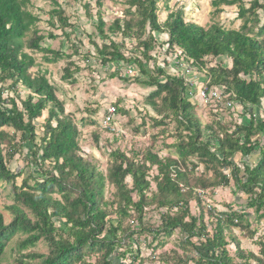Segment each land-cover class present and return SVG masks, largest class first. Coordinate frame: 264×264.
<instances>
[{
	"label": "trees",
	"instance_id": "1",
	"mask_svg": "<svg viewBox=\"0 0 264 264\" xmlns=\"http://www.w3.org/2000/svg\"><path fill=\"white\" fill-rule=\"evenodd\" d=\"M156 2L129 0V10L125 13L129 19L114 20L106 29L110 38L103 32L105 24L97 12L96 31L108 42L94 46V49L100 66L135 67L138 73L135 83L153 88L148 95L151 101L161 97L168 112L166 119L173 118L179 133L173 146L177 159L161 160L148 152L142 162H135L118 151L111 152L112 167L107 182L114 186L116 193L109 204L103 196L105 178L78 156L76 126L64 113L63 104L45 77L46 72L39 69L32 54L42 55L45 64H55L70 56L41 46L44 37L36 28L38 18L27 9L30 0H0V181L10 185L13 192V203L7 207L11 222L5 225L0 214V259L7 243L20 235L24 238L17 244L18 254L40 241L49 251L46 256H19L15 259L16 264H30L24 258L38 260L36 264H116L119 257H125L118 254V250L124 245L132 247L133 235L144 231V209L154 203L166 212L160 215L157 228L144 231L148 236L154 239L178 230L185 236L184 243L197 256L190 260L192 264H233L225 249L224 232L241 226L246 214L230 212L215 216L214 210L209 209L206 214L213 220L208 222L211 225L209 236L203 223L204 212L194 217L187 208L194 187L200 190L227 187L229 179L235 190L247 197L246 208L253 210L258 219H264V121L252 112H258L264 101V21L261 22L258 16L259 11L264 13V0L210 2L213 13H220L221 7L236 8V19L242 22L237 30H226L216 24L203 28L185 22L182 10L169 11L165 4L163 10L168 14L159 24ZM96 6L101 7L100 1H96ZM54 19L60 24L62 34L69 37L65 29L71 26L57 5L49 14L53 27ZM153 33L165 34L167 49L177 52L184 62L179 63L181 67L188 72L192 68L201 71L208 82L206 88L218 89L228 95L248 114L249 121L229 126L222 122L219 107L208 105L211 122L202 127L195 116V106L187 97L192 96L187 94L186 78L174 74L169 66H158L150 57ZM117 34L122 40L134 39L139 56L125 57L120 52V44L111 39ZM47 38L54 40L57 36L49 34ZM219 57L228 59L230 68H207V59ZM150 61L153 62L152 70L148 69ZM34 68L37 70L31 73ZM71 77L69 68H64L61 79ZM140 77L144 80L140 81ZM18 87L28 93L24 99L4 97L6 92L17 95ZM150 105L154 106V103ZM44 110L42 137L37 143L36 121ZM225 115L233 117L234 113ZM3 128L11 129L13 134L5 133ZM16 135L18 140L15 142ZM23 149L28 153L24 168L9 171L6 161L12 160ZM256 154L259 158L254 166L245 161L240 166L234 164L235 155L245 160ZM191 159L202 165L204 171L211 172L208 180L199 179L192 187L188 184L187 170ZM153 167L157 172L152 178L155 193L148 197L149 172ZM223 167L230 168L229 177L220 173ZM20 177L21 184L17 187L15 182ZM127 177L131 179L130 189L125 186ZM29 181L33 182L32 186ZM181 186L186 189L184 194ZM53 194L59 199H53ZM170 209H178L177 214L170 215ZM112 213L114 220L109 218ZM125 219L135 223L139 231L123 228ZM202 237L204 240L200 242ZM90 253L97 254L96 262L84 260ZM236 258L240 264H262L252 254L244 256L238 247ZM175 264L185 263L179 260Z\"/></svg>",
	"mask_w": 264,
	"mask_h": 264
},
{
	"label": "rangeland",
	"instance_id": "2",
	"mask_svg": "<svg viewBox=\"0 0 264 264\" xmlns=\"http://www.w3.org/2000/svg\"><path fill=\"white\" fill-rule=\"evenodd\" d=\"M96 1L30 0L27 9L38 18L36 28L39 34L44 37L41 46L44 48L49 47L53 51H59L66 56H70L62 58L55 64H45L41 59L42 55L32 54L39 69L46 72L45 77L54 88L56 98L63 104L64 113L69 116L76 126L78 131L76 139L78 156L93 166L95 171L101 173L105 178L103 196L104 200L110 204L111 201H114L116 193L114 186L107 182V175L112 167L110 153L118 151L135 162H142L143 156L148 152L155 154L161 160L166 158L176 160L177 156L173 146L178 141L179 133L173 118L168 117L166 119L168 112L161 102V97L151 101L148 95L153 91V88L142 87L135 83L134 79L138 76L135 67H131L133 71L128 73L127 67L124 65H99L94 46L100 47L108 40L101 39L96 31V14L98 12L105 24L103 32L109 36L106 29L114 20L129 19V16H125V13L129 10L127 5L129 0H98L101 4L100 8L96 6ZM211 1L213 0H157L156 3L159 6L156 13L157 21L162 24L168 14L167 11L164 12L163 10V4H165L170 8L169 11H174V8L182 10L185 22L195 23L203 28L216 24L226 30L239 29L242 22L236 19V8L221 7L220 13H213V8L210 6ZM243 1L247 3L249 0ZM54 4L58 6L62 12V17L67 19V24L71 26V28L65 29L69 37L62 34L60 24L56 19L53 22L55 27L51 26L49 22V14L53 8H56ZM258 16L260 21L263 22L264 13L259 11ZM256 28H254V32H256ZM49 34L55 35L57 38L49 40L47 38ZM30 36L27 37L30 38ZM152 36L154 42L150 57L155 59L158 66L172 67L176 63L184 64L178 58L177 52L166 48L167 37L154 33ZM111 39L120 44V52L125 57L139 56L134 39L122 40L118 34L112 36ZM75 51L77 53H74ZM152 63V61L148 63L149 70H152ZM205 64L207 68H230V61L222 57L207 59ZM66 67L72 72V77L62 80L61 77ZM75 67L78 70H74ZM36 70L37 68L31 69L30 72L34 73ZM181 74L189 84L187 94L192 97H187L195 106V116L201 126L204 127L211 122L209 108L200 103L198 99H194V97L195 91L201 86L206 88L208 82L203 77V73L194 68L188 74L184 72ZM138 79L140 81L144 80L142 77ZM27 94L24 89L18 87L17 95L6 92L4 97L8 96L9 98L22 100ZM152 102L154 106L150 105ZM260 107L258 112L254 110L252 112L255 113V117L264 121V101H261ZM108 108L115 109L110 122L105 121ZM45 116L46 110H44L41 118L36 121L37 143L42 137L41 127L44 124ZM229 116H221L222 122H226L225 124L229 126L245 124L249 121V116L244 110L234 113L233 117ZM2 130L9 135L13 134V131L9 128H3ZM17 140L18 135H16L15 142ZM3 148V150L6 149ZM27 155L25 149L14 155L12 160L6 161L7 169L11 172H15L17 168L23 169L27 162L25 159ZM258 158L259 156L256 154L248 159H242V161L239 155H235L233 161L236 166H240L241 162L244 161L246 164L254 166ZM191 162L187 167L190 187L197 185L199 179L208 180L211 177V172L204 171L203 166L197 165L195 159H191ZM220 173L229 177L230 168L223 167L220 169ZM156 175L157 172L153 167L149 172L150 190L147 194L148 197L155 193V184L152 178ZM21 180L22 177L16 179L15 184L17 187L20 186ZM28 183L30 186L33 184L32 181ZM125 186L128 189L131 187L129 177L125 179ZM181 188L182 194H184L186 189H183L182 186ZM194 188L187 208L189 214L194 217H197L200 212H204L203 223L206 225L209 236L211 235V225L208 222L213 221L206 214L209 209L214 210L215 216L230 212L246 214L241 226L231 227L224 232L225 249L233 259V264H240L241 262L236 258L237 247L244 256L252 254L264 264V219H258L253 210L246 208L247 197L235 190L233 181L229 179L227 187L208 188L206 190H200L198 187L197 189ZM130 196L134 198L133 195ZM51 197L59 199L57 194H53ZM12 203L13 192L11 186L0 181V214L5 225L10 223L12 219L7 211V207ZM111 211V207H108V212ZM165 212L166 209L157 208L154 203L146 207L143 216V230L157 228L160 223L159 217ZM177 212L178 209H170L169 214L174 215ZM109 218L114 220V214L112 213ZM127 227H130L132 231H139L135 223L131 224L129 220L125 219L123 228ZM144 231L133 235L134 244L132 247L124 245L118 250V254H124L125 257H119L116 264H175L179 260L185 264H192L190 260L197 258L193 250L184 243L185 236L180 234L178 230L169 236H160L154 239ZM23 238V236L17 235L7 243L0 264H16L15 259L19 256L24 257L30 254L48 255V247L42 241L38 242L35 247L18 254L17 244ZM203 240L202 237L200 242H203ZM191 242L196 244L197 240ZM136 248L138 251H135ZM125 250L127 251L125 252ZM97 257V254L90 253L84 257V260L94 263ZM24 260L30 262V264L39 262L38 260L31 261L28 258H24ZM251 264L255 263L251 262Z\"/></svg>",
	"mask_w": 264,
	"mask_h": 264
},
{
	"label": "built area",
	"instance_id": "3",
	"mask_svg": "<svg viewBox=\"0 0 264 264\" xmlns=\"http://www.w3.org/2000/svg\"><path fill=\"white\" fill-rule=\"evenodd\" d=\"M172 72L176 75L184 72L185 74H188L189 72L182 68L179 63L173 64L172 67H170ZM132 69L128 68L127 72L132 73ZM196 96L195 99H198L200 103H203V105L206 107L210 105L219 107L220 112H222V116H224L228 112L236 113V112H242L243 109L239 106V104L235 101H233L231 98H229L228 95H225L222 91L218 89L213 88H205L201 86L199 89L195 91ZM228 97V99H227ZM223 99V100H222ZM214 108V107H213ZM105 116V121L110 122L113 118V115L115 113L114 108H108ZM215 111V109H214ZM224 111V113H223ZM236 111V112H235Z\"/></svg>",
	"mask_w": 264,
	"mask_h": 264
},
{
	"label": "clouds",
	"instance_id": "4",
	"mask_svg": "<svg viewBox=\"0 0 264 264\" xmlns=\"http://www.w3.org/2000/svg\"><path fill=\"white\" fill-rule=\"evenodd\" d=\"M164 12H165V11H164ZM162 35H165V34H162ZM165 36H166V35H165ZM166 37H167V36H166ZM166 39H167V38H166ZM165 46H166V45H165ZM166 48H167V46H166ZM166 48H165V49H166ZM130 69H131V68H130Z\"/></svg>",
	"mask_w": 264,
	"mask_h": 264
},
{
	"label": "crops",
	"instance_id": "5",
	"mask_svg": "<svg viewBox=\"0 0 264 264\" xmlns=\"http://www.w3.org/2000/svg\"><path fill=\"white\" fill-rule=\"evenodd\" d=\"M159 7V6H158ZM168 9H170V8H168ZM174 9H179V8H174ZM165 36V35H164ZM166 37V36H165Z\"/></svg>",
	"mask_w": 264,
	"mask_h": 264
}]
</instances>
